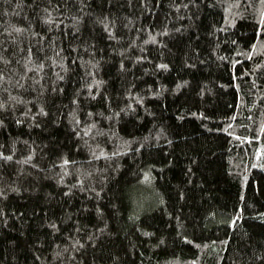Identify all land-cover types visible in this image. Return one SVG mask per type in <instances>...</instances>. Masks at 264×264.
Masks as SVG:
<instances>
[{"label":"trees","instance_id":"1","mask_svg":"<svg viewBox=\"0 0 264 264\" xmlns=\"http://www.w3.org/2000/svg\"><path fill=\"white\" fill-rule=\"evenodd\" d=\"M0 264H264V0H0Z\"/></svg>","mask_w":264,"mask_h":264},{"label":"snow or ice","instance_id":"2","mask_svg":"<svg viewBox=\"0 0 264 264\" xmlns=\"http://www.w3.org/2000/svg\"><path fill=\"white\" fill-rule=\"evenodd\" d=\"M7 159H11V157H8ZM65 163H67V161Z\"/></svg>","mask_w":264,"mask_h":264}]
</instances>
